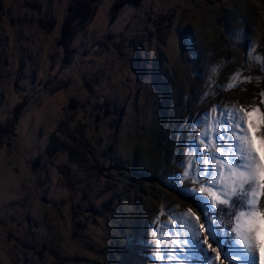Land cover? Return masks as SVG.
Returning <instances> with one entry per match:
<instances>
[{"label": "rangeland", "instance_id": "rangeland-1", "mask_svg": "<svg viewBox=\"0 0 264 264\" xmlns=\"http://www.w3.org/2000/svg\"><path fill=\"white\" fill-rule=\"evenodd\" d=\"M68 1L0 0V125L40 77L58 71ZM113 1L102 0L76 33L77 52L102 37ZM129 18L135 36L124 46L126 60L80 58L85 78L95 82L93 94L86 96L75 79L74 89L54 91L20 117L10 137L15 157L4 160L0 147V264H153L151 245L160 237L151 225L171 222L169 207L200 215L167 186L170 176L183 174L177 161L190 158L186 144L202 130L195 127L199 115L217 105L250 113L258 107L252 120L260 125L264 0H141L117 22ZM244 30L251 57L228 36ZM229 83L236 86L220 89ZM70 96L84 100L71 114ZM261 132L264 126L255 131L258 147ZM47 148L48 162L32 169ZM62 149L66 184L58 167ZM54 192L64 197L57 207L49 206Z\"/></svg>", "mask_w": 264, "mask_h": 264}, {"label": "snow or ice", "instance_id": "snow-or-ice-1", "mask_svg": "<svg viewBox=\"0 0 264 264\" xmlns=\"http://www.w3.org/2000/svg\"><path fill=\"white\" fill-rule=\"evenodd\" d=\"M228 36L244 44L251 57L249 32H229ZM239 75L229 79L237 80ZM235 86L219 85L221 90ZM213 112L218 113L215 119ZM259 112L258 107L250 113L242 107L217 105L199 115L195 127L202 130L193 131V139L186 144L190 158L182 154L177 161L183 174L170 176L167 186L192 201L200 215L192 209L169 207L171 222L151 225L160 237L151 245L153 264H264V132L259 147L255 134L264 126V114L259 126L252 120ZM185 180L200 187H185Z\"/></svg>", "mask_w": 264, "mask_h": 264}, {"label": "trees", "instance_id": "trees-1", "mask_svg": "<svg viewBox=\"0 0 264 264\" xmlns=\"http://www.w3.org/2000/svg\"><path fill=\"white\" fill-rule=\"evenodd\" d=\"M102 0H69L66 10V15L61 23L59 37L57 43L62 47L63 58L59 66L58 71L55 74L46 72L37 81L36 85L28 91L22 100L18 103L14 109L12 117L8 118L6 122L0 125V147H4L5 156L4 160L8 161L12 157L16 156V153L12 152L11 134L15 129L16 124L20 117L32 106L37 105L47 95L52 94L60 88L74 89L75 85H78L75 79L79 80V85L84 87L86 96L90 97L94 92L95 82L88 80L83 73L80 66V58L86 54H94L103 57L106 60L122 59L126 60L130 55L124 50V46L131 44L134 36L128 32V26L130 18L123 22L118 23V16L126 7H138L141 0H114L110 8V20L106 27L102 37L97 39L94 44L83 52H77L75 48L71 46L72 41L76 33L85 27L89 23L97 10V6ZM53 26V22L50 23V28ZM260 48L264 51V33L262 35V42ZM88 99V98H87ZM84 104V100L75 99L71 97L67 100L65 111L70 113L75 111L78 107ZM108 105V101H105ZM52 151H42L40 158L34 162L32 169L37 167H43L49 157L52 155ZM57 154L61 155L59 162V174L60 178L66 184L68 172L64 163L68 154L64 149L57 151ZM64 197L61 194L56 195L54 192L52 200L49 203L51 207H57ZM264 199V198H262ZM47 248H44L38 254L42 257L46 253ZM50 253H54L50 250ZM55 255V254H53Z\"/></svg>", "mask_w": 264, "mask_h": 264}]
</instances>
